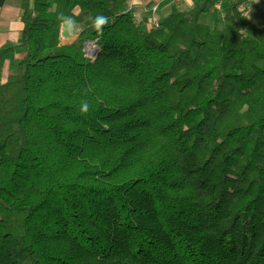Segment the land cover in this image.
Listing matches in <instances>:
<instances>
[{
	"label": "trees",
	"instance_id": "trees-1",
	"mask_svg": "<svg viewBox=\"0 0 264 264\" xmlns=\"http://www.w3.org/2000/svg\"><path fill=\"white\" fill-rule=\"evenodd\" d=\"M125 1L21 0L0 48V264H264V27L229 1L209 27L200 0L151 29Z\"/></svg>",
	"mask_w": 264,
	"mask_h": 264
},
{
	"label": "crops",
	"instance_id": "crops-1",
	"mask_svg": "<svg viewBox=\"0 0 264 264\" xmlns=\"http://www.w3.org/2000/svg\"><path fill=\"white\" fill-rule=\"evenodd\" d=\"M198 0H126L123 10L132 14L134 20L143 24L146 28H150L148 24L150 9L155 6L157 14L161 19L169 12L177 10H189ZM229 1L236 6L241 0H224ZM214 4V3H213ZM21 0H0V48H8L16 46L19 42V34L22 24L19 18ZM73 14L79 17L82 22L88 19L86 12L75 9ZM206 14V13H205ZM204 14V15H205ZM247 19L258 27H264V0H251L249 4V12ZM81 29L80 24L68 22V37L60 36V44L68 45L73 42ZM24 55V50L15 48L11 54L4 58L1 72L2 82L6 79L7 68L10 64L16 63Z\"/></svg>",
	"mask_w": 264,
	"mask_h": 264
},
{
	"label": "built area",
	"instance_id": "built-area-1",
	"mask_svg": "<svg viewBox=\"0 0 264 264\" xmlns=\"http://www.w3.org/2000/svg\"><path fill=\"white\" fill-rule=\"evenodd\" d=\"M250 2H251V0H241L239 3L236 4V10L239 12V14L241 16H243L245 18H247L246 15L249 12ZM212 6H213V8H216V9H219V7H220L218 2L212 4ZM160 20L161 19L159 18V15L157 14L156 7L153 6L149 12V19H148L149 27L151 29L157 28L159 26ZM82 50L84 53V57L89 59V60H93L95 58V56L97 55V52H98L97 46L92 41L85 42L83 44Z\"/></svg>",
	"mask_w": 264,
	"mask_h": 264
},
{
	"label": "rangeland",
	"instance_id": "rangeland-1",
	"mask_svg": "<svg viewBox=\"0 0 264 264\" xmlns=\"http://www.w3.org/2000/svg\"><path fill=\"white\" fill-rule=\"evenodd\" d=\"M200 1V0H198ZM197 1V2H198ZM218 2L220 7L219 9L213 8V6L211 5L208 9V11L206 12L205 15H203L199 22L208 25L209 27H213L216 26L217 28H221L222 24H223V14H222V10L224 8V5H226V2L223 0H214L213 3ZM212 3V4H213ZM196 3L194 2V5Z\"/></svg>",
	"mask_w": 264,
	"mask_h": 264
},
{
	"label": "clouds",
	"instance_id": "clouds-1",
	"mask_svg": "<svg viewBox=\"0 0 264 264\" xmlns=\"http://www.w3.org/2000/svg\"><path fill=\"white\" fill-rule=\"evenodd\" d=\"M105 22H106V18H104V17H99V18H97V21H96L97 25H102ZM89 107L90 106L87 102H83L80 106V109H79L81 114L87 113L89 111Z\"/></svg>",
	"mask_w": 264,
	"mask_h": 264
},
{
	"label": "water",
	"instance_id": "water-1",
	"mask_svg": "<svg viewBox=\"0 0 264 264\" xmlns=\"http://www.w3.org/2000/svg\"><path fill=\"white\" fill-rule=\"evenodd\" d=\"M68 35V22H63L60 27V36L63 38H67Z\"/></svg>",
	"mask_w": 264,
	"mask_h": 264
}]
</instances>
